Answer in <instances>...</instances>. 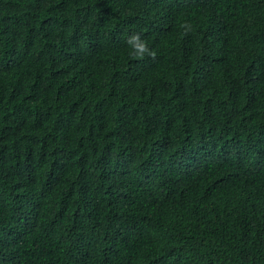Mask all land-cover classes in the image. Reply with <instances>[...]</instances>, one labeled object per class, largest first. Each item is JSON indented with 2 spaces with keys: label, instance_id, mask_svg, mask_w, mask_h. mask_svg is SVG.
Here are the masks:
<instances>
[{
  "label": "trees",
  "instance_id": "1",
  "mask_svg": "<svg viewBox=\"0 0 264 264\" xmlns=\"http://www.w3.org/2000/svg\"><path fill=\"white\" fill-rule=\"evenodd\" d=\"M0 264H264V0H0Z\"/></svg>",
  "mask_w": 264,
  "mask_h": 264
},
{
  "label": "clouds",
  "instance_id": "2",
  "mask_svg": "<svg viewBox=\"0 0 264 264\" xmlns=\"http://www.w3.org/2000/svg\"><path fill=\"white\" fill-rule=\"evenodd\" d=\"M135 41V49L136 55L142 57L144 53L149 52L147 45L144 42L140 41L139 35H134L129 39V43H133ZM151 56H155V52H149Z\"/></svg>",
  "mask_w": 264,
  "mask_h": 264
}]
</instances>
